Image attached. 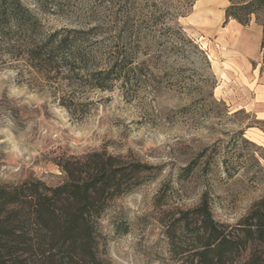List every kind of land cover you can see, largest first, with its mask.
<instances>
[{
	"label": "rangeland",
	"instance_id": "obj_1",
	"mask_svg": "<svg viewBox=\"0 0 264 264\" xmlns=\"http://www.w3.org/2000/svg\"><path fill=\"white\" fill-rule=\"evenodd\" d=\"M185 1L23 0L44 34L96 27L103 57L122 45L124 24L131 26L140 71L130 88L90 89L73 76L30 68L19 48L1 50L0 183L56 184L59 158L99 149L160 167L116 201L129 230L109 234L111 264H179L168 252L164 212L193 207L205 191L214 218L230 227L264 196L261 53L250 60L251 70L225 73V54L239 51L231 41L237 32L224 17L211 25L215 14L199 10L197 0L172 19ZM176 25L185 40L168 29ZM243 26L251 37L255 27L262 30L254 16ZM61 95L72 96L78 111L59 105Z\"/></svg>",
	"mask_w": 264,
	"mask_h": 264
},
{
	"label": "trees",
	"instance_id": "obj_2",
	"mask_svg": "<svg viewBox=\"0 0 264 264\" xmlns=\"http://www.w3.org/2000/svg\"><path fill=\"white\" fill-rule=\"evenodd\" d=\"M193 2L178 6L172 19L185 16ZM228 2L225 23L232 19L247 25L254 16L261 26L264 63V0ZM132 29L125 23L119 34L122 45L103 57L96 27L44 34L23 0H0V57L4 45L19 48L30 68L62 74L68 81L73 76L90 89L109 90L116 84L130 88L137 82L140 70ZM168 29L185 40L180 26ZM99 54L103 63L97 61ZM59 105L71 113L78 111L70 95H61ZM56 164L62 173L56 184L38 178L0 183V264H111L109 234L129 230L116 201L160 171L159 166L105 149L64 156ZM162 191L164 198L166 190ZM164 213L168 252L179 264H264V196L232 227L214 218L206 191L193 207Z\"/></svg>",
	"mask_w": 264,
	"mask_h": 264
},
{
	"label": "crops",
	"instance_id": "obj_3",
	"mask_svg": "<svg viewBox=\"0 0 264 264\" xmlns=\"http://www.w3.org/2000/svg\"><path fill=\"white\" fill-rule=\"evenodd\" d=\"M211 4L221 5L222 9L228 0H197V8L199 10L212 11L216 18L211 25H215L217 20L224 17V11L222 9L214 10ZM231 31L237 32V34L232 35L231 41H237L239 51L237 53L228 52L225 54L227 60L222 63L225 64V73L237 76L240 71H249L252 69L250 60H254L255 56L260 51V32L258 27H255V35L253 37L249 36L245 31V26L237 23L235 20L230 19L227 23Z\"/></svg>",
	"mask_w": 264,
	"mask_h": 264
}]
</instances>
